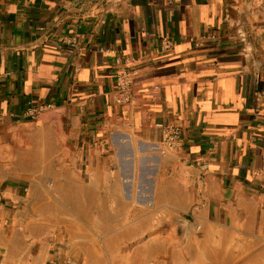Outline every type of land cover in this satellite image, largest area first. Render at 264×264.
Wrapping results in <instances>:
<instances>
[{"label":"crops","instance_id":"1","mask_svg":"<svg viewBox=\"0 0 264 264\" xmlns=\"http://www.w3.org/2000/svg\"><path fill=\"white\" fill-rule=\"evenodd\" d=\"M249 3L0 0V264H264V2L247 33L228 15Z\"/></svg>","mask_w":264,"mask_h":264},{"label":"built area","instance_id":"2","mask_svg":"<svg viewBox=\"0 0 264 264\" xmlns=\"http://www.w3.org/2000/svg\"><path fill=\"white\" fill-rule=\"evenodd\" d=\"M75 33L74 30H70L69 34ZM64 44L70 47H76V40L70 35L64 39ZM171 42L165 41L163 44V50H168L171 47ZM101 53L114 55V51L111 48L101 47L99 49ZM118 61V60H117ZM115 78V90L113 92L115 103L119 106L129 105L135 100L133 93V76L130 69L126 68L122 64H117L116 71L114 73ZM55 105L50 102H37L33 100L27 101L24 109L21 113V117L30 120L37 121L44 114L52 111ZM161 130L162 144L170 150H178L182 147V131L181 128L172 123L161 124L158 126ZM261 148L262 164L261 168L257 171V175L264 180V144Z\"/></svg>","mask_w":264,"mask_h":264},{"label":"water","instance_id":"3","mask_svg":"<svg viewBox=\"0 0 264 264\" xmlns=\"http://www.w3.org/2000/svg\"><path fill=\"white\" fill-rule=\"evenodd\" d=\"M97 2L101 3V9L102 11H99L98 14H100L101 12H116L117 14H119V12H124L130 3V0H113L112 3L114 7L112 8H107V7H103V0H97ZM264 0H250V3L247 5V12L240 14V15H235V13L233 11H229L228 15H229V23L230 25L236 27L237 25H239L240 27L243 28V30L245 31V33H247L250 28L248 27V24L246 22V16L249 15V13L251 12H260L262 10V4H263ZM116 5H119L118 7ZM239 18V20H235L236 18ZM85 18V17H84Z\"/></svg>","mask_w":264,"mask_h":264}]
</instances>
